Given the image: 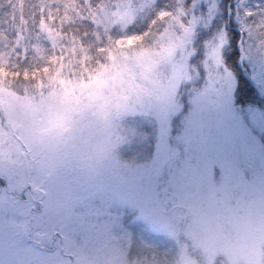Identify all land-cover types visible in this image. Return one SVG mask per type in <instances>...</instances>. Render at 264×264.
Wrapping results in <instances>:
<instances>
[{
    "label": "rangeland",
    "instance_id": "374dc122",
    "mask_svg": "<svg viewBox=\"0 0 264 264\" xmlns=\"http://www.w3.org/2000/svg\"><path fill=\"white\" fill-rule=\"evenodd\" d=\"M145 26L143 16L127 28L113 20L91 49L77 44L18 83L0 79V169L17 184L55 185L48 235L0 252V264H264V105H249L242 124L196 82L206 49L169 28L133 39ZM69 174L75 183L58 181ZM85 193L78 229L52 239ZM12 221L5 248L29 228Z\"/></svg>",
    "mask_w": 264,
    "mask_h": 264
},
{
    "label": "snow or ice",
    "instance_id": "6c2138e0",
    "mask_svg": "<svg viewBox=\"0 0 264 264\" xmlns=\"http://www.w3.org/2000/svg\"><path fill=\"white\" fill-rule=\"evenodd\" d=\"M140 16L146 26L133 39L143 40L145 32L153 35V30L158 36L169 28L182 34L192 48L199 45L206 49L203 63L194 69L196 82L202 78L206 85L211 83L224 96L226 110L239 113L242 124L248 123L249 105H264V95H257L258 88L264 91V0H0V79L13 76L26 80L30 62L43 60L47 70L69 49L75 52L77 44L83 48L86 43H99L101 33H110L113 20L127 28ZM205 30L213 31L201 44ZM233 39L238 52L226 54ZM199 55L201 52L192 53L190 59L196 60ZM160 134L163 138L166 129L162 127ZM13 175L0 169V193L8 197L7 201L0 200V252L6 251L9 256L25 248L35 249L48 235L42 230L55 190V185L46 188L35 180L17 184ZM57 179L75 183L70 174ZM91 199L87 193L80 197L62 221L64 227L52 239H63L65 229H78L76 221L88 215ZM77 209L81 211L73 215ZM5 216L13 217V224L19 217L29 225L24 232L8 235L7 248Z\"/></svg>",
    "mask_w": 264,
    "mask_h": 264
},
{
    "label": "trees",
    "instance_id": "16d2710c",
    "mask_svg": "<svg viewBox=\"0 0 264 264\" xmlns=\"http://www.w3.org/2000/svg\"><path fill=\"white\" fill-rule=\"evenodd\" d=\"M6 10V9H5ZM102 35H105L104 33H101V36ZM109 35V34H108ZM229 35L230 36H233L234 35V32H233V30L232 29H230L229 30ZM110 41H108V43H109ZM86 45H88L89 47H90V49H91V46L93 45V43H86ZM229 47V51H227V54H230L231 52H233V51H238L236 48H235V40L233 39L232 40V43H231V45H229L228 46ZM100 50V49H99ZM97 53L98 52H93L92 50H91V54H90V56H89V64H93L95 61V59H96V56H97ZM42 61V60H41ZM39 61V62H30L28 65H27V68H28V70H29V77H31L34 73L36 74V73H38V71H37V68H39V71L41 70V67H42V63L44 62V61ZM230 62V66L233 68V69H235L234 68V66L232 65V61H229ZM23 75V69H21V76ZM31 79V78H30ZM245 79H247L246 77H245ZM20 81V79H17L16 78V82L18 83Z\"/></svg>",
    "mask_w": 264,
    "mask_h": 264
}]
</instances>
